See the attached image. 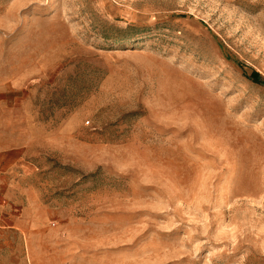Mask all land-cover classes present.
Wrapping results in <instances>:
<instances>
[{"label":"rangeland","instance_id":"obj_1","mask_svg":"<svg viewBox=\"0 0 264 264\" xmlns=\"http://www.w3.org/2000/svg\"><path fill=\"white\" fill-rule=\"evenodd\" d=\"M254 70L264 0H0V264H264Z\"/></svg>","mask_w":264,"mask_h":264},{"label":"crops","instance_id":"obj_2","mask_svg":"<svg viewBox=\"0 0 264 264\" xmlns=\"http://www.w3.org/2000/svg\"><path fill=\"white\" fill-rule=\"evenodd\" d=\"M13 127L9 121L5 124L0 123V199L8 202L17 200L16 187L21 180L17 165L22 163L24 158L22 149H20L23 141L15 138ZM31 200L32 197L29 196V201ZM8 202L7 204L10 205ZM7 204L0 202V206H7Z\"/></svg>","mask_w":264,"mask_h":264},{"label":"trees","instance_id":"obj_3","mask_svg":"<svg viewBox=\"0 0 264 264\" xmlns=\"http://www.w3.org/2000/svg\"><path fill=\"white\" fill-rule=\"evenodd\" d=\"M250 76L256 81L264 82V79L262 78L261 74L256 70L252 71Z\"/></svg>","mask_w":264,"mask_h":264},{"label":"built area","instance_id":"obj_4","mask_svg":"<svg viewBox=\"0 0 264 264\" xmlns=\"http://www.w3.org/2000/svg\"><path fill=\"white\" fill-rule=\"evenodd\" d=\"M87 122H89V121H87Z\"/></svg>","mask_w":264,"mask_h":264}]
</instances>
